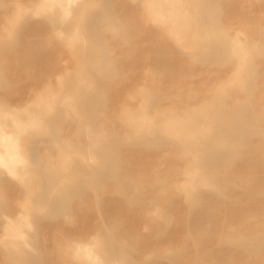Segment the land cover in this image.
<instances>
[{"label": "rangeland", "instance_id": "374dc122", "mask_svg": "<svg viewBox=\"0 0 264 264\" xmlns=\"http://www.w3.org/2000/svg\"><path fill=\"white\" fill-rule=\"evenodd\" d=\"M36 1L0 0V40H4L0 43L1 107L27 106L34 109L38 95L56 90L58 81L66 75H73L79 69L93 74L98 72L99 65L106 70L108 64L114 63L117 73L112 76V69L109 74L106 73L103 78L104 92L98 104L99 110L110 118L112 110H118L125 103L123 95L127 90L148 83L155 59L167 69L162 74L157 73L156 77L164 92L172 95L197 89L208 95L212 87L232 77L236 63L234 58L226 60L229 41L238 31H243L248 40L259 42L263 50L254 52L251 57L253 66L248 75L252 89L250 94L238 92L233 94V98H250L256 109L263 113L260 116L264 124V0H197L206 26L204 34L215 33L216 36L205 43L192 45L175 42L160 23L150 20L144 23L145 12L140 0H118L120 4L117 5L112 4V0H79L77 3L80 4L73 6L71 17L64 20L57 15L52 17L54 20L45 14L34 15L30 9ZM17 3L29 10L11 28L10 20L16 13ZM86 15H92L88 27L85 26ZM110 24L115 26L110 27ZM76 27H80L86 39L70 45L69 36ZM115 28H121L122 32L120 30V36L113 38L112 30ZM9 33H15L17 42L11 43L10 37L5 39ZM95 33L101 39L98 41L97 57L91 61L83 47L92 43L91 37ZM156 48L164 53L154 58L148 52ZM170 101L166 99L161 105H168ZM129 103L135 104L136 101ZM181 104L178 102L176 106ZM69 116L71 118L67 122L62 121L65 123L63 126L59 127L62 123L59 117L48 118L43 133L24 135L21 138L23 152L28 157L49 151L55 154L56 148L63 147L65 141L76 140L78 123L76 117ZM53 141H57L55 146L51 144ZM246 151L257 159L260 166L257 173L264 180V132L241 145L240 152ZM239 157L222 154L219 168L239 170L245 163ZM115 159V182L120 184L122 192L117 191L110 178L108 161L103 165L93 163L82 168L80 173L77 166H70L69 171L64 173L67 178L55 182L68 185L66 190L58 186L47 206L31 210L33 226L27 231L33 247L29 250L38 248L43 264H71L68 258L65 260L62 257L65 245L72 240H92L94 236L103 238L111 233L117 244L128 247L130 264H186L195 255H200L189 236L190 224L199 213H189L182 198L168 196L169 187L181 180L179 171L174 169L182 167L183 160L168 146L147 147L141 144L117 145ZM153 176L161 177L164 186L157 185ZM136 178L145 185L143 193L145 198L152 200L151 210L158 199L167 204L163 220L153 217L152 211L141 202L127 203L126 193L134 189L127 185ZM249 180V188L253 190L254 184L251 178ZM73 183L76 186H71ZM27 191L29 189L18 177L0 173V216L3 218L5 213L14 216L22 211V203L30 197ZM262 191L263 195L258 200L249 196L231 203L230 206L237 209L234 216H226L222 211L226 204L221 203L214 217L209 220L202 215L198 217L200 222L207 221L209 224V239L203 247L215 254L213 264H227L220 258V250L234 257L241 255L240 250L231 251L221 244L229 229L237 232L242 225L247 233H264V186ZM243 208L248 211L244 212ZM174 248L182 249L180 255L173 259L158 257V254ZM240 259L234 264H264V244L257 253H246Z\"/></svg>", "mask_w": 264, "mask_h": 264}, {"label": "bare ground", "instance_id": "6f19581e", "mask_svg": "<svg viewBox=\"0 0 264 264\" xmlns=\"http://www.w3.org/2000/svg\"><path fill=\"white\" fill-rule=\"evenodd\" d=\"M78 1L37 0L30 10L34 15L45 14L50 20H54L52 17L56 15L64 20L71 17L73 6ZM140 1L145 12L143 22L150 20L160 23L177 43H205L216 36L215 33L205 35L206 26L200 15L197 0ZM111 3L120 4L118 0H112ZM16 5V13L10 20L11 28L15 27L22 14L29 10L20 3ZM84 17L85 26L88 27L92 15ZM114 26L110 24V27ZM120 30L122 32L121 28ZM120 30L113 29L112 37L120 36ZM82 32L80 27L73 30L69 36L70 45L86 39ZM245 36V32L238 31L229 41L230 50L226 60L235 59L233 75L228 81H221L212 87L208 95H203L197 89H187L172 95L164 92L156 77L157 73L162 74L167 69L165 65L156 63L155 59L152 77L147 78L148 83L127 90L123 95L125 103L118 110H112L110 118L105 116L103 110H99L98 104L104 92L103 78L111 69L112 76L117 73L114 63L108 64L106 70L99 65L98 72L93 74L79 69L73 75H66L58 81L56 90L38 95L34 103L36 109L27 106H0V173L18 177L27 186V192L30 194L29 199L22 203L23 210L18 211V214L11 216L5 213L3 218L0 216V264H43L41 251L36 247L29 250V247H33L27 231L33 226L31 210L47 206L58 186L66 190L67 184L65 186L55 182L67 178L64 173L70 166H77L80 173L82 168H87L93 163L103 165L108 161L111 168L110 178L117 191L122 192L120 184L115 182V149L117 145L134 144L147 147L168 146L183 160L182 167L174 169L179 171L181 180L169 187L168 196L182 198L189 213H199L197 219L190 224L189 236L200 255H195L186 264H213L216 260L215 254L203 247L209 239V224L207 221L200 222L198 217L202 215L207 220L214 217L221 203L226 204L222 209L226 216H234L237 209L230 204L236 202V199L249 196L257 199L263 195L264 180L257 173L260 167L257 159L247 154L248 151L240 152V147L246 140L249 141L251 137L264 132L263 119L260 116L263 113L256 109L250 98H233V94L238 92L250 94L252 89L248 75L253 66L251 57L254 52L263 50L259 42L250 41ZM7 38L11 39V43L17 42L15 33H9L5 39ZM91 39L92 43L84 45L83 48L86 57L93 61L97 57L98 41L101 38L95 33ZM2 42L4 40H0V43ZM163 53L164 51L157 48L148 52L154 58ZM23 56L30 59L29 56ZM94 66H97L96 63ZM2 82L0 76V83ZM166 99H170V103L161 105ZM130 101L136 103L131 104ZM178 102L182 104L176 106ZM69 114L76 117L78 123L76 140H68V143L65 141L63 147L56 148L55 154L49 151L28 157L23 152L21 138L24 135L43 133L48 118L51 120L59 117L61 122H67L71 118ZM63 122L59 127L65 124ZM56 143L57 141H53L51 144L55 146ZM225 153L240 155V160L244 159L245 163L239 170H222L219 168L221 155ZM249 174L252 176L249 177ZM248 177L254 184L253 190L249 188ZM153 181L160 187L164 186L161 177L153 176ZM127 186L135 190L126 193L128 204L141 202L145 208L152 211L153 217L162 220L166 217L167 204L158 198V203L151 210L152 200L145 198V185L141 179H133ZM252 206L250 210L253 209ZM243 211L247 212L248 209L243 208ZM221 244L231 251L240 250L242 256L246 253H257L264 244V233H247L241 225L237 232L229 229ZM181 252V248L169 249L163 254H158V257L173 259ZM219 255L227 264L238 263L242 258L241 255L234 257L223 250H220ZM62 257L65 260L68 258L71 264H130L128 247L117 244L111 233L103 238L94 236L92 240H72L63 247Z\"/></svg>", "mask_w": 264, "mask_h": 264}]
</instances>
